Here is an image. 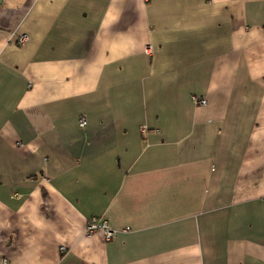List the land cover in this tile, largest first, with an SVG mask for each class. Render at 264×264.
<instances>
[{"label": "crops", "instance_id": "obj_1", "mask_svg": "<svg viewBox=\"0 0 264 264\" xmlns=\"http://www.w3.org/2000/svg\"><path fill=\"white\" fill-rule=\"evenodd\" d=\"M0 264H264V0H0Z\"/></svg>", "mask_w": 264, "mask_h": 264}, {"label": "built area", "instance_id": "obj_2", "mask_svg": "<svg viewBox=\"0 0 264 264\" xmlns=\"http://www.w3.org/2000/svg\"><path fill=\"white\" fill-rule=\"evenodd\" d=\"M27 41H28V36L26 34L19 36L17 39V43L19 45H24ZM145 52L147 54H150L151 53V47L148 46L145 49ZM193 101L199 105H206L207 104V100L205 98H199L196 96L193 97ZM79 126L81 128H85L87 126V119L85 117H81L79 119ZM96 232H103V234L105 235V237L108 241L112 240L117 234V230L113 229L107 220L94 217V218H91L88 220L86 233H87V235L90 236ZM60 250H61V252H64L66 250V248L64 246H62L60 248Z\"/></svg>", "mask_w": 264, "mask_h": 264}]
</instances>
